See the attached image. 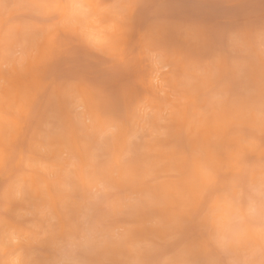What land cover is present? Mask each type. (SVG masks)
I'll use <instances>...</instances> for the list:
<instances>
[{
  "label": "clouds",
  "instance_id": "obj_1",
  "mask_svg": "<svg viewBox=\"0 0 264 264\" xmlns=\"http://www.w3.org/2000/svg\"><path fill=\"white\" fill-rule=\"evenodd\" d=\"M0 264H264V0H0Z\"/></svg>",
  "mask_w": 264,
  "mask_h": 264
}]
</instances>
